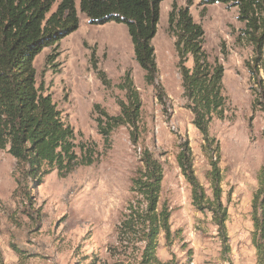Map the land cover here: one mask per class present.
Wrapping results in <instances>:
<instances>
[{
    "label": "rangeland",
    "instance_id": "1",
    "mask_svg": "<svg viewBox=\"0 0 264 264\" xmlns=\"http://www.w3.org/2000/svg\"><path fill=\"white\" fill-rule=\"evenodd\" d=\"M173 2L185 5V0L160 4L152 39L157 64L152 84L135 60L125 24L89 23L78 0L77 29L34 58L37 87L50 94L61 121L73 131L75 160L67 169L44 165L38 182L24 177L8 147L0 150L3 264H144V226L131 213L144 207L132 190L143 148L162 165L158 209L165 205L170 212V242L162 232L158 235L157 260L185 261L190 250L192 264H255L250 203L264 165V44L255 60L236 6L195 0L189 8L204 30L208 60H218L224 68L223 117L208 125L209 136L219 144L221 200L227 214L224 241L211 211L192 204L190 185L176 161L178 146L186 141L194 174L211 198L212 151L204 150L203 137L192 123L175 36L168 30ZM185 64L192 66L190 56ZM126 71L141 100L136 142L127 125L114 127L106 139L97 125V118L118 115L119 103L126 102L120 87Z\"/></svg>",
    "mask_w": 264,
    "mask_h": 264
},
{
    "label": "trees",
    "instance_id": "2",
    "mask_svg": "<svg viewBox=\"0 0 264 264\" xmlns=\"http://www.w3.org/2000/svg\"><path fill=\"white\" fill-rule=\"evenodd\" d=\"M162 1L78 0V9L91 24H125L135 60L145 71V81L152 84L157 74L152 39L157 30ZM194 1L185 0L184 6L173 2L167 23L168 30L175 36L177 68L186 106L193 115L192 123L203 137L204 150L212 151L208 173L211 198L206 196L194 174L192 153L186 141L179 144L176 161L190 185L192 204L200 211H211L213 222L225 241L227 214L221 200L219 144L208 133L211 120L223 117L224 68L218 60L210 62L203 50L204 30L200 23L194 21L189 9ZM213 3L237 7L238 20L244 23L242 33L252 45L257 60L264 44V0H200L202 5ZM78 25L76 0H0V150L8 147L24 177L38 182L44 165L49 169H67L74 162L75 154L72 150L73 131L61 121L50 94H45L41 86L37 87L33 60L45 47L57 45ZM189 56L192 60L190 68L185 64ZM120 87L126 96V102L119 103L120 113L108 116L103 112L106 118H97V125L105 139L114 127L127 125L136 142L141 100L128 71ZM140 162L132 178V190L142 198L144 207L130 208L144 226L143 263L192 264L190 250L185 261L171 258L162 263L157 260L158 235L162 232L167 243L171 236L170 212L165 205L158 209L163 169L147 148H143ZM26 196L30 198L28 192ZM250 207L255 264H264V165L258 171ZM0 264H3L1 252Z\"/></svg>",
    "mask_w": 264,
    "mask_h": 264
}]
</instances>
